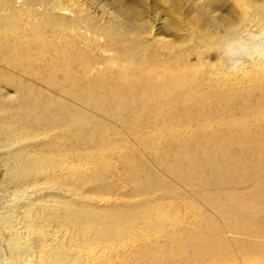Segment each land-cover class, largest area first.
<instances>
[{
    "label": "bare ground",
    "instance_id": "bare-ground-1",
    "mask_svg": "<svg viewBox=\"0 0 264 264\" xmlns=\"http://www.w3.org/2000/svg\"><path fill=\"white\" fill-rule=\"evenodd\" d=\"M47 1L0 0V264H264L250 261L257 259L255 247L248 244L251 237H241L237 231L219 232L210 219L201 217L193 222L191 230L195 235L189 236V227H183L181 219L164 222L159 215L152 217L155 207L148 203L150 199L180 197L177 186L214 210L210 203L216 195L202 191L198 173L195 183L190 179L193 165L204 162L209 170L228 176L230 171L254 170L258 167L255 163L243 165L242 153L222 148L224 143L212 150L211 141L190 149L185 155L188 161L180 163L177 152L181 147L185 152L194 140L182 138L177 128L164 127L154 136L138 141L137 148L143 149L140 153L136 147L132 149L126 137L119 142L108 133L112 129L124 133L128 118L142 126V118L164 115L168 111L165 107L184 99L196 104L204 102V94L186 96L192 84L187 75L156 76L147 70L137 78L128 76L140 63L131 62L127 52L103 55L113 48L98 35L87 37L85 28L79 26L81 17L75 13L76 4L66 1L63 7H48L46 13ZM54 25L61 28L56 37ZM223 46L231 55L241 50L245 54L231 59L228 69L209 80L216 81L217 86L224 77L235 90L245 87L249 92L253 87L262 91L264 13L246 20L240 33L229 35ZM247 62L254 66L251 71L243 70ZM147 63L144 62L146 66ZM105 64L109 68L101 69ZM229 72H234L231 78L227 77ZM135 97L139 103L134 102ZM156 117L157 121L161 119L160 115ZM235 121L243 129L248 126L247 120ZM176 131L179 139L172 145L179 147L178 151L171 152V147L155 141L164 136L171 139ZM97 139L105 143H97ZM253 143L245 138L235 147L241 152L255 151L257 156L259 152L263 159L264 149L259 148V141ZM224 160L230 163H224L226 167L221 164ZM119 172L124 174L121 179L131 182V189L134 187L127 198L135 199L138 193L140 200L129 203L111 199L120 191L121 185L115 180ZM147 174L154 182L153 191L140 186V177ZM201 178L198 179L203 181ZM227 198L236 200L230 194ZM241 200L235 202L239 209L244 206ZM163 202L155 209L158 214L166 208ZM220 208L224 215L230 214L225 205ZM141 222L143 228L139 230L136 225Z\"/></svg>",
    "mask_w": 264,
    "mask_h": 264
},
{
    "label": "rangeland",
    "instance_id": "rangeland-1",
    "mask_svg": "<svg viewBox=\"0 0 264 264\" xmlns=\"http://www.w3.org/2000/svg\"><path fill=\"white\" fill-rule=\"evenodd\" d=\"M66 1L69 4H76L75 6L78 10H76L75 7L76 11H74L77 15L80 14L79 17L81 18L78 23L79 26L85 28L86 35H88L87 37L92 39V37H97L98 35L101 41L106 42V46L113 48L110 52L103 55H109L110 57L123 53L126 54L127 52V57L131 60V62L140 63L133 68L134 71L133 69L130 70L132 72H130L128 76L137 78V75L139 76L144 73L142 71L147 70L150 74L156 76L171 74L172 76H176L178 78L182 75H187L189 83L192 84H190L189 90L185 91L186 96L193 97L192 95H194V97H197L204 94L203 96L206 97L204 102L199 101L197 104L191 100L189 101L188 99L187 101L184 99L183 102H177L173 105L171 104L172 106H169L168 108L165 107V110L167 109L168 111L164 115L156 112L157 115L154 114V116L142 118V120H140L142 126H138L139 123L134 122L133 118H128L125 121V124L128 123L126 125L127 127L125 132H130V134H125V132L123 133L116 129H112L108 132L111 136L117 137L119 142H123V139L126 137L125 141L132 145V149H136L138 141L141 142L145 138L147 139L150 135L154 136L157 134L159 129L164 127H170L173 129L177 128V130H179L178 134H181L180 136L182 138H190L194 140L193 144H191L185 152L183 147H181L182 150L180 152H177L179 155L176 159H178L180 163L188 161H185V155H187L186 152H189L190 149L193 150L196 146L202 147V143L204 144L207 141H211V143H214L212 150H215L214 147L224 143L222 144V148L226 146L224 149H229L232 153L235 151L234 154H237L238 152L239 154L242 153L244 156L242 159L243 165L249 164L250 162L253 164L255 163V165L259 167L254 169L255 171L250 168L245 170L247 172H244V169L241 171L235 170L236 172L230 171V175L227 176L221 172H215L211 169L209 170L207 167L208 164L204 162H202L203 164L199 163L198 165L196 163V165H193L194 173L190 179L193 183L198 180L197 183L201 186L203 192L205 191L212 196L216 195V199L210 203L213 208L215 207L214 210L206 202L197 200L195 195L193 197L192 194H188L186 191H183L176 186L178 191L182 193L180 197L175 196L166 200H148L151 207H155V209L158 208L157 206L161 203V201H164L163 203L166 206L165 210L162 211L161 214H158V211L153 209L151 211L152 217H157L159 215V219H162L164 222L181 219L184 222L183 227H189L187 228L189 229L187 231L189 236L195 235L191 229H193L192 225L196 218H208L211 220V224L215 227V229H218L219 232L237 231L241 237H251V240H248V244L250 243L249 245H253L255 247L257 259L255 261H250H264V251L262 250L263 248H261V246L264 245V163H262L264 162V158L261 159V157H259V152L257 156V152L254 151L253 153V151H251L257 156L253 157V154L250 151L241 152L235 147L236 142L246 138L249 143L250 141L251 143L254 142L253 144H258L259 141V148L264 149V97L262 96L264 95V88L260 91L259 89H254L252 87V90L247 92L245 87L241 88V90L233 89L230 85L231 83L228 84L224 77L221 79V83H218L217 86L216 81L209 80V78L213 77V75H221L222 72L228 69L231 59L241 57V55L245 54V52H242L241 50V55L239 53H236V56L231 55L223 46L224 39L229 37L231 34L240 33V30L244 26V22L250 19V17L256 18L259 17V15H262L264 13V0H49L46 4V13L49 12L50 8L48 7L53 5L57 8L63 7L67 4ZM80 10L84 15L80 12ZM52 28L55 29L53 30V35L56 37L58 35V30L61 28H58L55 25L52 26ZM117 43L119 46H117ZM262 49L264 50V48ZM144 62H148L147 64L149 67L148 65L146 66ZM248 63L249 62H247V64ZM109 66V64H105L101 69H107ZM150 66L154 68L158 67L156 69H150ZM262 66L264 67V61ZM119 67L123 68V65ZM251 67L252 66L249 63L244 67V69L240 68L239 71L242 72L241 69L251 71L254 66L252 68ZM232 74H234V72H229L227 77L231 78ZM142 90L144 92L147 91L146 87H143ZM237 96H239V98ZM244 99L246 104H244ZM131 100L132 99H129L130 102ZM133 100L135 103H139V100L136 99V97ZM199 103L201 104V107L197 108ZM207 103H209L208 106ZM253 105H256L255 109ZM225 106L228 107L229 110L227 108L225 109ZM231 107L232 109L235 107L234 110H231ZM252 107L253 109L251 110L253 112L250 110ZM239 108L243 109V112L239 110ZM247 109H249L251 113H246L245 110ZM134 114L138 113L135 112ZM158 115H160V121L156 120V116ZM198 116L199 119L202 116L200 120L198 119ZM238 119L247 120V128L243 129V127H239L235 123V120ZM114 120L119 122V119ZM150 120H152L155 124H153ZM254 122L257 124L254 125ZM132 124L135 125L133 126ZM135 126L138 128L135 129ZM208 126H211V128H208ZM154 129L156 131H154ZM249 131L250 133H248ZM259 132L261 136L263 135L262 137L258 135ZM245 133L248 134L246 135ZM251 133H255L257 136L255 134L251 135ZM226 138H228L229 141ZM175 139H179L177 131L176 135H174L171 139L164 136L155 141L164 147H171V152H174L180 150L179 147L177 148L175 145H172V142L173 140L175 141ZM99 140L100 139H97L96 142L101 143V140ZM225 140L228 141V143ZM103 143H105V141ZM120 147H123V145H120ZM141 150L143 149L137 148L136 151L140 153ZM136 158L139 160L138 157ZM200 159L201 158H199V160ZM144 163L147 164L146 166L149 167V169L153 170L147 161ZM224 163L226 166L227 164H230L228 160H224L221 162L223 167H226ZM195 168H197L198 171ZM144 173L146 174L147 171ZM197 173L198 176L196 175ZM261 175L263 176L261 177ZM143 176L144 175H142L139 180V182L142 181L140 186L145 189H152L153 191L154 188L152 187L154 186H152V184L154 182L149 181L150 175L147 174L144 176L146 178L145 181ZM121 177H124V174L121 176L120 172L116 173L115 180L118 181L121 186L119 187L120 191H116L115 195L111 199H116L115 201L119 199V201L121 200L122 202L129 203L140 200L137 192L133 193L134 195L137 193L135 196L133 195L135 199H133V197L131 199L127 198L132 196L131 192L134 190V187L131 189L132 183L128 180L123 181ZM198 178L203 179V181L201 180L202 183ZM257 179H260L262 183H259L260 181L257 182ZM149 185L150 187H147ZM238 190L242 191L239 192ZM260 192H262V195ZM228 194L233 195L237 201L238 199H242L241 201L244 202L243 208H238L235 203L236 200L228 198L225 199ZM223 205L230 210V214L224 215L221 212L220 207ZM204 207L209 209L207 210ZM192 208L195 209L196 212H193ZM200 211L202 213H200ZM227 217H230L231 221H229ZM136 227L139 230H142L143 223H138ZM146 231L149 233L151 232L149 230ZM187 232L184 234L186 235ZM161 233L162 232H158V234ZM128 241H132V239H129ZM192 241L193 239L190 240V242Z\"/></svg>",
    "mask_w": 264,
    "mask_h": 264
}]
</instances>
